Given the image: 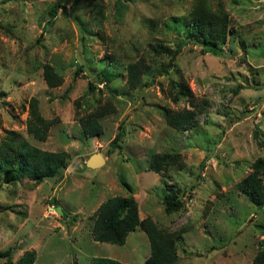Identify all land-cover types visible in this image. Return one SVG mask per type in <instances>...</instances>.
<instances>
[{"label":"rangeland","instance_id":"rangeland-1","mask_svg":"<svg viewBox=\"0 0 264 264\" xmlns=\"http://www.w3.org/2000/svg\"><path fill=\"white\" fill-rule=\"evenodd\" d=\"M195 9H224L233 29L224 55L188 39ZM157 46L180 53L156 58ZM138 61L155 73L130 91L124 67ZM110 63L119 78L95 84ZM45 65L61 85L48 86ZM181 80L194 105L173 102L171 84ZM32 101L53 123L46 142L27 133ZM163 107L194 109L196 124L168 126ZM106 109L103 135L86 139L80 119ZM8 131L69 158L55 184L26 178L0 191V264L8 252L15 264L28 250L37 252L35 264H91L95 257L142 264L150 256L142 229L122 247L92 238L100 204L119 195L133 197L141 220L176 239V264H252L264 250V204H251L238 184L264 161V0H0V144ZM119 131V148H112ZM96 153L106 163L89 169ZM158 153L178 162L154 173L149 160ZM174 184L185 190L183 209L168 214L164 197Z\"/></svg>","mask_w":264,"mask_h":264},{"label":"trees","instance_id":"trees-1","mask_svg":"<svg viewBox=\"0 0 264 264\" xmlns=\"http://www.w3.org/2000/svg\"><path fill=\"white\" fill-rule=\"evenodd\" d=\"M61 4L56 5L51 11V17H56ZM189 31L188 39L196 41L207 53L216 56L224 55V45L233 32L228 28V18L224 9L219 13L203 9H195L187 20ZM180 53V47L171 50L167 46H157L153 50L156 58L163 55L175 58ZM163 68L161 74H168L170 67ZM127 74V83L130 91H136L142 77L154 74V70L139 63H130L124 67ZM44 76L49 87L54 88L63 83L62 77L57 74L53 67L45 65ZM119 67L116 63L96 73L95 84L109 86L119 78ZM94 83L89 84L91 91L96 90ZM171 97L178 104L181 100H187L191 105L194 94L189 86L183 81L171 84ZM165 121L168 126L185 131L196 124L197 113L193 109L172 110L162 108ZM112 113L106 109L96 111L80 119L82 134L86 139L100 137L103 135V126L100 118ZM53 123L44 119L39 111L38 105L32 101L29 106L27 118V133L40 142H46L48 133ZM122 125L120 126V130ZM123 134L119 131L110 143L112 148H119L118 143ZM68 154L66 152H48L31 145L26 138L15 131H8L6 140L0 144V191L5 189H16L22 186L23 181L28 178L35 183H42L46 176H58L67 167ZM178 155L162 153L153 154L149 160V169L154 173L167 172L171 166L178 162ZM168 194L164 197V207L168 214L183 209V196L185 190L177 185L168 186ZM239 191L245 195L248 201L257 206L264 204V161L258 160L253 164L252 172L249 173L238 184ZM14 192V191H13ZM92 227V238L97 243L124 246L128 236L138 228L142 229L150 243V256L142 264H176L177 249L176 239H170L169 234H164L151 219L141 220L137 202L130 196L110 197L102 202L94 214ZM184 230V229H183ZM181 230V231H183ZM6 264H14L12 254L8 252ZM37 252L28 250L23 253L15 264H35ZM91 264H124L115 259L95 257ZM252 264H264V250L258 253Z\"/></svg>","mask_w":264,"mask_h":264},{"label":"water","instance_id":"water-1","mask_svg":"<svg viewBox=\"0 0 264 264\" xmlns=\"http://www.w3.org/2000/svg\"><path fill=\"white\" fill-rule=\"evenodd\" d=\"M105 163H106L105 157L101 153H96L88 159V161L86 162V166L89 169H96V168L104 166ZM56 179H57L56 176H52V177L46 176L44 178L45 181H49L52 184H55ZM58 212L62 214V211L60 208H58Z\"/></svg>","mask_w":264,"mask_h":264}]
</instances>
